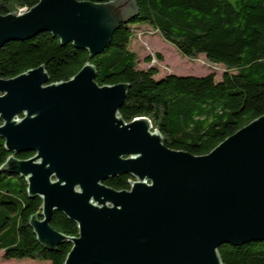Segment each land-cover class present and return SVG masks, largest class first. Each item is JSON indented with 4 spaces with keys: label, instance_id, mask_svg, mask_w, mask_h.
I'll list each match as a JSON object with an SVG mask.
<instances>
[{
    "label": "water",
    "instance_id": "95a60500",
    "mask_svg": "<svg viewBox=\"0 0 264 264\" xmlns=\"http://www.w3.org/2000/svg\"><path fill=\"white\" fill-rule=\"evenodd\" d=\"M133 11L134 0H40L0 15V49L48 33L94 58ZM96 77L87 63L66 82L50 84L44 66L0 79V139L13 154L0 172L41 200L27 224L40 246L69 243L63 264H223L220 246L264 242V115L194 156L167 148L147 118L125 122L128 85ZM122 175L128 190L104 185ZM54 212L77 236L50 226Z\"/></svg>",
    "mask_w": 264,
    "mask_h": 264
},
{
    "label": "trees",
    "instance_id": "16d2710c",
    "mask_svg": "<svg viewBox=\"0 0 264 264\" xmlns=\"http://www.w3.org/2000/svg\"><path fill=\"white\" fill-rule=\"evenodd\" d=\"M39 1L0 0V15L28 10ZM145 27L180 55L193 59L203 56L223 66L220 79L214 73L157 78L156 67L139 69L138 56L130 46L136 31ZM87 63L97 69L95 81L100 86L128 85L119 110L125 122L147 118L167 148L206 155L264 115V0H134L127 23L115 27L101 54L89 58L86 50L71 43L61 45L57 38L43 33L4 44L0 49V79H12L44 66L50 84L66 82ZM11 155L0 139V168ZM32 156L24 153L17 158ZM132 180L130 175H122L106 180L104 185L124 191ZM40 207L38 197H28L24 179L0 172V252L5 260L64 263L71 245L63 242L55 251H48L38 244L27 225L30 217L39 215ZM50 226L67 237L78 233L76 224L61 212H54ZM218 251L223 264H264V242L222 245Z\"/></svg>",
    "mask_w": 264,
    "mask_h": 264
},
{
    "label": "rangeland",
    "instance_id": "374dc122",
    "mask_svg": "<svg viewBox=\"0 0 264 264\" xmlns=\"http://www.w3.org/2000/svg\"><path fill=\"white\" fill-rule=\"evenodd\" d=\"M24 8L19 9V15L24 13ZM130 49L138 56V68L147 69L154 66L158 70L157 78L166 75L195 76L200 77L214 73L217 80L220 79L223 66L214 65L203 56L188 58L180 55L176 50L166 43L157 33L149 28H139L135 39L132 40ZM153 61L147 62L146 58ZM0 264H39L31 260H5L0 252Z\"/></svg>",
    "mask_w": 264,
    "mask_h": 264
},
{
    "label": "bare ground",
    "instance_id": "6f19581e",
    "mask_svg": "<svg viewBox=\"0 0 264 264\" xmlns=\"http://www.w3.org/2000/svg\"><path fill=\"white\" fill-rule=\"evenodd\" d=\"M24 11L26 12L27 11V9H24ZM16 13H18V12H16ZM19 14V13H18ZM21 14H24V13H21Z\"/></svg>",
    "mask_w": 264,
    "mask_h": 264
}]
</instances>
